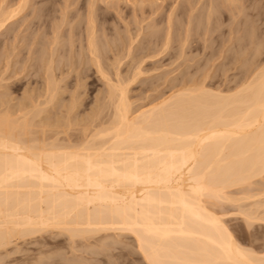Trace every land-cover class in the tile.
Returning a JSON list of instances; mask_svg holds the SVG:
<instances>
[{"label":"bare ground","instance_id":"1","mask_svg":"<svg viewBox=\"0 0 264 264\" xmlns=\"http://www.w3.org/2000/svg\"><path fill=\"white\" fill-rule=\"evenodd\" d=\"M30 1L19 0L16 4H14L16 0H11L8 4L7 2L4 4V1L0 2L2 6L5 5L4 7L7 4V8L14 4L8 9L1 8L0 5V36L7 32L12 33L11 31L15 29L12 25L16 24L14 18L26 9L24 7L28 6ZM62 1L66 0L59 1L60 5L64 3ZM98 1L92 3L91 0H84L86 7L87 3L92 4H89V8L87 7V15L84 13L86 21L84 16H82L84 18L79 16L84 19L83 23H86H84L85 29L80 23L82 20L79 19L75 24L79 30L78 28H73L76 31L69 30L70 26H75L70 24L75 23L76 20L69 23L71 19L66 12V16L70 19L66 21L69 27L66 26L64 20V24L61 23L62 20H59L62 24L59 26L65 25L63 28L66 30L68 27L67 30L70 33L65 31L60 33L59 29L55 31L59 23L57 26L53 23L54 35L51 26L55 20L50 22V12L58 13L57 10L62 9V6L66 9L67 6L55 4L60 8L54 10L58 7L50 5V8H53V11H50L49 6L48 8L46 6L47 10L43 6V4L47 5L50 0L41 1L44 2L43 4L39 1L42 8H45L44 11L38 4L37 8L35 4L36 8L41 10L40 13L37 12L39 15H36L35 20H38L40 14L41 18L45 17L44 14L48 12L50 14L45 20L47 19L51 26L44 18L45 27L47 26L44 27L45 29L43 21V26L38 21L34 26L39 24L41 31L42 28L45 30L44 33L49 31L47 28L50 27L51 33L48 32L47 35L52 34L50 36L53 38H51L52 41L50 39L51 42L48 41V37L46 41H38L43 38L44 33L42 32L43 34L40 33L41 38L37 39L39 47L32 50L37 45L30 48L32 46L30 42H26L28 45L25 44L26 59L30 57L28 52L31 53V50L36 54L33 57L31 53L33 55L31 57L36 61L31 60L32 64H29L32 66L34 63L35 66H33L37 68V71L33 66L34 70H32L43 77L42 84H40L42 79H39L40 83L37 86L40 88L41 85V90L37 91V87L35 90L30 89L37 91L34 95L30 91L31 98L27 95L26 99H30L28 100L30 104L22 101L25 103L20 105V102L18 108H15L17 106L14 103L10 106L8 100L3 97L9 92L1 93L4 94L3 96L0 94V99L2 97L4 99L0 100V264H49L43 258L47 251L44 249L45 243L41 241L37 248L40 255L28 253L24 256H13L12 254L24 250L21 246L24 245L22 243L24 239L27 240L30 236L36 237L45 232L57 233V230H66L65 232L69 233L67 235L72 239L71 244L72 241L73 244L75 242L78 244L77 237L79 242L82 240L84 242L88 239L86 237L96 233L103 235L110 230L130 232L134 236L138 250L151 264H264V253L260 254L261 252L255 251L254 248L246 247L237 241L234 230H231L226 223L224 215L217 213L218 207L224 205L225 202L232 204V202L242 201L241 199H251L247 204L239 203L237 210L243 214L242 217L248 225L256 220L264 221V188L259 187V190L254 191L257 188L252 186L257 176L264 175V0H208L207 2L204 0L202 4H200L201 0H184L183 7L180 6L179 0H172L173 2L170 0L172 3L169 1L167 11H165L166 5L164 6V2L161 3L160 0L159 2L158 0H135L133 3H130V0L129 4H134V7L131 5L133 7L131 8L129 5V9H132L129 14L133 17V21L128 14L129 20L131 19L130 21L137 26L134 24L131 26V22L129 24L127 22L129 26L126 28L125 23H119L124 25L120 26L125 32L122 35L116 34L119 31L117 29H120L119 24L115 26L116 21L114 18L111 20L112 17L109 18V13L106 15L110 20L106 18L108 20L106 24L104 23L106 15L103 11L106 12V9H109V5L108 8L105 7L107 3H110V8H112L111 6L118 7V4L122 6L123 1L121 4L119 3L121 0L118 2L101 0L104 1V8L103 3L101 5ZM34 2L31 3V7ZM71 2L72 0L69 3ZM74 2L76 4V0L71 4L73 5ZM126 2L128 3V0ZM203 3V7L207 5L208 10L204 9L207 12L199 11L198 13L197 10H200L199 6ZM95 5L102 6L103 9L101 8L100 11L102 15H105L104 17L97 15L95 10L98 11L99 8ZM127 5L125 4L126 7ZM162 6L165 8L160 12ZM77 7L75 5L74 8L77 9ZM118 8H115L116 11L119 10ZM31 9H29V14L32 12ZM115 9L112 8L113 11ZM63 10H60L59 14L65 11ZM126 10L123 11L124 13L121 11V17L122 13L125 15L129 11L128 7ZM74 11L77 13L79 10ZM118 12L116 13L119 15ZM203 12L206 16H201L203 17L201 19L200 15ZM55 13H52L55 16L52 15V19L58 18ZM82 13H77L76 16L74 12H70L76 16V19ZM117 14L114 15L117 16ZM126 16L127 14L124 20L117 16V20L126 22L128 21L125 19ZM102 17L103 23L98 19ZM204 17L207 21H203ZM41 18L39 19L42 20ZM147 18L148 23L143 25ZM209 18L211 24L208 23ZM97 19L101 24L97 22ZM110 21L112 24L115 22V25L113 24L115 29L117 27L115 34L111 31L114 29H110L112 27V24L108 23ZM180 22L182 23L179 24ZM204 22L207 24L205 25ZM208 24L211 26L207 28ZM9 25L13 27V30L10 31ZM106 25L111 26L108 29ZM130 26L135 27L132 29ZM199 26L204 28L200 31ZM39 28L34 29V33L40 31ZM152 28L153 30H150ZM98 30L104 35L107 33H104L105 31H111L107 34L111 38L110 36L109 39L106 38L107 35L102 37L103 34L99 35ZM197 30L200 33L203 32L202 36L200 34L201 39L204 35L206 38L207 35H211L210 39H206L210 40L209 45L212 44L210 45L211 53L210 51L208 53L215 62L214 64L217 62L220 66L214 69L217 72L214 71L213 83H210L213 87L207 88L203 79V82L195 83L194 75L191 74L193 82L187 80L190 76L185 79L180 76L182 78H177V81L181 84L180 80H184L181 88L170 92L171 89L174 90L171 86L169 87L170 94L160 92L161 94L154 96L157 91L164 88L163 86L159 89V84L154 86V82L162 83L163 79L167 81L166 77L170 80L168 74L161 72V78L159 74H156L159 76L155 74L154 77L152 76V79L156 77L153 79L154 82H149L151 77L145 80L148 81V85H151L150 87L145 84L144 87H148L147 92L149 88H152V91L158 89L150 94L154 93V97L148 105L147 102L144 103L147 107L140 104L139 107L134 108V102L132 103L128 94L130 85L143 77L147 79L145 73L155 70L158 67V61L162 64L160 61L169 59L172 64V60L175 63L182 60V65L185 64L184 60L189 62L188 58L193 61L197 60V62L200 60L198 59L199 51L204 49L207 41L200 40L204 46L199 45L201 49H195L194 52H197V55L193 52L197 59H194L192 55L187 57L188 53L186 54L187 50L190 54L198 45L196 44ZM30 31L28 32L32 33V30ZM32 34L27 35L26 41L34 38L35 35L29 38ZM8 35H5L6 38L10 37ZM62 36L67 42L63 41ZM60 37H62V43H67V46L61 43L59 47ZM74 38L78 40V43ZM33 42H36L35 39ZM29 49L31 50L27 52ZM58 50L64 60L61 56H57L59 55ZM200 52L203 55V52L207 51ZM204 56L200 57L201 60L208 63L211 59L206 55L209 61L204 60L203 58H206ZM5 58L10 57L5 56ZM126 61L131 62L127 75L122 71L128 67V63L126 67L122 65ZM199 63L196 64L199 65L197 67L204 62ZM81 64H87V67L83 65L85 68L82 69ZM110 64L112 68L109 67ZM150 64L153 65V69ZM79 65L81 66L78 68ZM121 65L125 69L121 68ZM155 65L157 67H154ZM203 66L207 67V64ZM203 66L199 69L203 68L204 71ZM39 70L43 74L38 72ZM89 70L97 72V76L100 75L97 79H101V82L105 81L104 86H102L103 83L100 86L106 89L104 92L98 86L100 92L101 90L103 92L102 96L100 92L98 95L97 88L92 89L98 96L95 94L88 103L86 100L88 107L87 105L85 107L90 109V102L97 103L94 104L95 107L92 104L91 109L93 110L87 116L84 107L86 98L82 97L85 98L82 99L77 91L80 86L79 80L75 83L78 86L73 83L72 86L77 88L68 95L67 100L70 98L68 101L66 100L67 95L63 97V83L65 82V87L69 90L70 84H67L66 78L68 76L70 78L71 74L78 77L80 73H85L86 75L83 74L82 78H79L82 74L77 78L81 81L88 76ZM95 72L91 73L96 75ZM205 72L207 74L208 70ZM73 73L76 74L73 75ZM207 76L204 74L203 78ZM88 77L84 82L82 80L84 85ZM93 78L89 79L95 82ZM188 81L193 84H188ZM0 83L2 84V80ZM162 84L165 85V83ZM170 85L171 83L167 87ZM160 86L162 87L161 84ZM176 86L179 87V85ZM86 90L89 89H85V93H87ZM10 95L7 94L6 97L10 98ZM61 98L65 99L64 103ZM79 98L84 101L82 106L85 108L80 110L86 112L83 116L87 115L83 117L81 112L80 117L79 113H75L72 119V113L81 106L82 101ZM57 101H60L59 107L61 104L60 108L63 109V111L60 110L62 115L56 110L57 107L53 110V105L58 104ZM51 107L60 117L48 111ZM46 112L47 114L43 116ZM49 112L52 114L51 119H55L53 116H58V119L50 120L48 117L51 115L46 117ZM237 185H247L243 196L229 194L228 189ZM216 206L218 209L214 208ZM58 234L61 233L58 232ZM101 235L98 237L106 236V234ZM106 238L102 239L105 241ZM73 239H76L75 242ZM113 240H107V243H116ZM104 241L102 240L106 243ZM83 242L78 246L81 247ZM90 244L85 241L82 249L89 250L90 253L102 251L96 248L92 251ZM73 256L78 257L79 255ZM74 258L66 264H78L79 257ZM81 258L80 263L84 260L83 264H90L89 261L86 262L88 258L83 257V260Z\"/></svg>","mask_w":264,"mask_h":264},{"label":"rangeland","instance_id":"2","mask_svg":"<svg viewBox=\"0 0 264 264\" xmlns=\"http://www.w3.org/2000/svg\"><path fill=\"white\" fill-rule=\"evenodd\" d=\"M4 1V4L7 2V4L8 3H10L11 2V0H3ZM3 1L2 0H0V2H2L3 3ZM17 1H18V3H19V0H16V2L14 3V4H16L17 3ZM36 3H35V2ZM31 0L30 2L31 3H33L34 2V5H33V7H31L30 5H31V3L30 2H28V3H30V4H28V6H25L24 8H26L25 10L24 9H22V10H24L23 12H19L18 13V15L16 16V18H14V19H16V20H14V21H12V22H14V23H16L15 25H12L13 27L15 26V29L13 30V27L11 26V25H9L10 27H11V29H10V31L11 30H13V31H11L12 33H10V32H7L5 35L7 36L8 35V33L10 34V35H8V36H10L9 38H6V36L5 35H3V36H0V75H2L1 76V79L0 80H2V84H4V85H2L1 83V85H0V94L1 93H3V92H5V93H7V92H9V93H7L8 95H10V98H9V96H8V98L6 97L7 96V94H6V96H3L4 94H1L4 98H6V100H8V102H9V104H10V106H12L13 105V103H14V105L15 106H17V107H15V108H18V104L21 102V104L20 105H23V103H27V102H29L28 100H30V99H28V98H31V93H30V91L31 90H35V88L39 85V81L42 79V81H41V83L40 84H42V82H43V77L41 76H39L38 74H37V72L35 73V71H37V68L36 67H34L35 65H34V63H33V68H36V70L35 71H33L34 69L32 68V66H30V64H32L31 63V60H33L34 62L36 61V59L34 58L33 59V57H35L36 56V54H34L33 53V51L32 50H34L36 47H39V42H37V39L40 37L41 38V34H43L44 32H45V28L47 27H45V21L48 19L47 17L49 16V14H50V16H49V18L51 19L50 20V22H52V20H55V22H52V26H51V23L50 22H48V20L46 21V23H49V25L51 26V30H52V33H53V35L55 34V31H58V30H56V29H59V30H61V31H59L60 33L61 32H63V31H65L66 33H70L69 32V30H71V29H73V28H78V26L76 27V25L75 24H77L76 22H78L77 20H79V19H81V18H84L85 19V21H86V15H87V12H88V6H90V5H92L91 3H87V7H86V3L84 2V0L81 2V1H79V0H76V4H75V2H74V4L72 5L71 3L74 1V0H72V2L71 3H69L71 0H66L67 1V3H66V1L64 2V1H62V3L63 4H61V5H66L67 6V9H66V7L64 6H62V9L59 7V6H57V5H55V4H58V5H60V3L61 2H59V1H61V0H56V1H58V2H52L51 0H50V2H47V5L45 4H43L41 1H43V0ZM39 1H40V3H42L43 4V6L46 8V6H47V8H48V6H49V9H51L50 8V5H51V7L53 6V7H58V8H54V10H56V9H59L60 8V10H63V8H65L63 11L64 12H62L61 14H65L66 12H67V16H69V18L71 19V21H70V19L66 16V14L65 15H61V14H59L60 12V10H57L58 11V13H55V11H53L52 9L50 10V11H53L55 14H56V17H58V18H54V19H52L53 17H55L52 13L53 12H50L49 10V12L50 13H46L47 14V16H46V14H44V12L42 11V13L45 15V17L44 16H42L43 18H44V20H45V18H47L45 21H43V18H41L40 16H41V14H40V16L38 17V20H35L37 17H36V15L38 14L39 15V13L41 12V10L39 9H37L38 8V5H39V7L40 8H42V6H41V4L39 3ZM46 1V0H45ZM48 1V0H47ZM54 1V0H53ZM86 1V0H85ZM92 1V3L94 2V1H98V0H91ZM115 2L117 1H119V0H114ZM122 1H123V5L121 6L120 4H118L119 6V8L118 7H116V6H111L113 9H115V8H118L119 10H121L122 9V7H124L125 6V4L127 5V7H128V12L127 13H125V15L127 14V16H126V18L125 19H128V21H120L119 22V20H117V16L119 17L121 14V11L123 12L124 10H126V8L124 7L123 8V10H121V11H119L118 9V11H116V9L113 11L112 10V8H110V3L108 4L107 3V5H106V2H105V7L106 8H108V5H109V9H106V12H104L103 11V13L106 15V13H107V15H108V13H109V18H111V20H113V18H114V20L116 21V25L115 26H117V24H119V23H125L126 24V28H127V26H129L128 24H129V22H131L130 20H129V16H130V18L132 17L129 13H130V11L132 10L131 8H133L134 6V4H129V2H130V0H128V3L126 2L127 0H121V1H119V3H121L122 4ZM124 1H125V4H124ZM133 1L135 2V0H131V2L130 3H133ZM161 1V3H163L164 2V6L166 7H164V6H162L161 8H160V12L161 11H164V8H165V11H167V6H168V4H170L169 3V1L170 0H168V1H166V0H160ZM172 1V0H171ZM170 1V2H171ZM174 1V0H173ZM172 1V2H173ZM183 1V2H182ZM179 0L178 2H181V4H180V6L182 5V3H185V1L184 0ZM202 1H204V0H201V3L200 4H202ZM208 0H206L205 2H207ZM52 2V3H51ZM81 2V3H80ZM83 2H84V4H83ZM88 2V1H87ZM98 2H101V5H102V3L104 2H102L101 0H99ZM158 2H159V0H158ZM168 2V3H167ZM171 2V3H172ZM96 3V2H95ZM94 3V4H95ZM7 4H6V7H4L5 5H3L2 6V4L0 3V5L2 6H0L1 8H7ZM14 4H11L8 8H10L12 5H14ZM35 4L37 5V8H36V6H35ZM70 6H69V5ZM83 4V5H82ZM90 4V5H89ZM93 4V5H94ZM98 4H100V3H98ZM199 4V5H200ZM18 5V4H17ZM60 5V6H61ZM75 5H76V7H77V9H75L74 7H75ZM85 5V6H84ZM101 5H95V7H97L98 6V11L97 10H95L96 12H97V15L98 16H100V15H102L103 13H101V8H102V6ZM129 5H130V7H131V5L133 6V7H131L130 9H129ZM16 6V5H15ZM30 6V7H29ZM34 6H35V8H34ZM74 6V7H73ZM101 6V7H100ZM121 6V7H120ZM184 6H185V4H184ZM201 6H202V8H201ZM204 6V3H203V5H200L199 6V8H200V10L198 9L197 10V12L198 13H200V12H202V11H204V12H207V8H208V6L206 5L205 7H203ZM70 7V8H69ZM72 7V8H71ZM79 7H80V9H79ZM94 7V6H93ZM115 7V8H114ZM182 7H183V5H182ZM181 7V8H182ZM207 7V8H206ZM0 8V9H1ZM7 8V9H8ZM31 8H34L35 10H38V11H36L35 12V10L34 9H31ZM45 8H42L43 10L45 9ZM47 8L45 9V10H47ZM69 8V9H68ZM103 8H104V3H103ZM102 8V9H103ZM29 9H31V11L33 12V10H34V14H35V16H34V14L31 12V14H29L30 13V10ZM183 9V8H182ZM181 9V10H182ZM204 9H207L206 11L204 10ZM21 10V11H22ZM29 10V11H28ZM44 10V11H45ZM67 10V11H66ZM74 10H79L77 13H80V12H83L82 14H79L78 15V19H76V14L77 13H75L76 11H74ZM107 10H112V11H107ZM69 11V12H68ZM100 11V13H98ZM118 12L119 13V15L116 13V12ZM127 11V10H126ZM125 11V12H126ZM200 11V12H199ZM37 12H39V13H37ZM70 12H74V14L76 15H74V14H70ZM112 12V13H111ZM204 12H203V14H201L200 15V18L202 19L203 17H201V16H206V13H205V15H204ZM29 14V15H27V14ZM86 15H85V14ZM110 13L112 14L111 16H110ZM124 13V12H123ZM122 13V17L120 16L119 18H124V14ZM198 13H197V15H198ZM58 14L60 15V16H58ZM117 14V16H115V15ZM128 14H129V16H128ZM131 14H132V12H131ZM195 14H196V12H195ZM25 17H24V16ZM52 15H53V17H52ZM105 15H102L103 17L105 16ZM107 15L104 17V20H105V22L103 21V17H102V19H100V18H98L99 20H100V22H104L105 24H106V22H107V20L109 19L108 17H107ZM114 15V16H113ZM161 15H163V14H161ZM62 16V18H60ZM74 16V17H73ZM81 18H80V17ZM82 16H84V17H82ZM98 16H96V17H98ZM199 16V15H198ZM36 17V18H35ZM63 17H67V18H63ZM128 17V18H127ZM39 18H41L42 20H40ZM74 18V19H73ZM106 18H108L107 20H106ZM205 19H203V21L204 20H206V17H204ZM56 19H58L57 21H56ZM67 19H69V23H71V22H74V21H72V20H76L75 21V23H71L70 25H75V26H70V29L68 28L69 26H68V22H66L67 21ZM84 19H81L82 21L80 22L81 24H82V26H83V28L85 29V24L83 23V21H84ZM98 19H97V22H98ZM121 19V20H122ZM196 19H197V17H196ZM61 21V23H63L64 24V21H65V24H67L66 26H68L67 28L69 29V30H67V28H66V30L68 31H66L65 30V28H63L65 25H63V26H59L61 23H60V21ZM64 20V21H63ZM110 20V19H109ZM124 20V19H123ZM148 18L147 19H145L144 20V23H143V21H142V23H143V25H146V23H148ZM180 21H182L181 19H179ZM210 20V21H209ZM209 22L208 23H210L211 22V19L209 18ZM34 23H33V22ZM36 21V22H35ZM37 21H38V23L40 22L41 23V25L43 26V24H44V26H43V28L41 27V25H40V27L42 28V31H41V29L39 28V24H38V26H34V24L36 25L37 24ZM42 21H43V24H42ZM132 21H133V17H132ZM147 21V22H146ZM150 21V20H149ZM201 21V20H200ZM202 21V22H203ZM207 21V20H206ZM25 22V23H24ZM32 22V23H31ZM100 22H98L99 24H101ZM118 22V23H117ZM127 22H128V24H127ZM134 22L136 23V20L134 19ZM139 21H137V23H138ZM151 22H152V20H151ZM177 22H179V21H177ZM19 23V24H18ZM53 23L54 24H56L55 26H57V24H58V26L57 27H55V31H54V27H53ZM109 24H112V21H110V22H108ZM132 23V24H131ZM130 23V25L132 26L134 23L133 22H131ZM182 22H180L179 24H181ZM206 22H204V24H205ZM13 24V23H12ZM113 24H112V27L110 28V29H114V30H111L112 32H113V34H115L114 33V31L117 29V27H116V29L114 28L115 26H113ZM122 24H119L118 25V28H120V26H124V25H122ZM207 24V23H206ZM205 24V25H206ZM211 24V23H210ZM210 24H208V26H207V28L209 27V26H211ZM29 25H33V26H29ZM62 25V24H61ZM79 25V27H80V24H78ZM135 26H137V24H134ZM139 25V24H138ZM205 25H204V27H205ZM82 26H81V30H82ZM107 26V25H106ZM111 25H108L107 26V28L108 27H110ZM130 26V27H131ZM135 26H133V27H135ZM160 26V25H159ZM159 26H157L158 28H159ZM162 26V25H161ZM201 26V25H200ZM200 26H199V28H200ZM202 26H203V24H202ZM20 27V28H19ZM34 27V28H33ZM35 27H38L39 29H40V31H39V34L35 31V33H34V29L36 30V29H38V28H35ZM59 27V28H58ZM133 27H131L132 29H133ZM204 27H202V28H200V31H201V29H203ZM31 28V29H30ZM33 28V29H32ZM61 28V29H60ZM136 28H138V27H136ZM136 28H134V30H136ZM47 29H49V31L47 30ZM46 30H47V32L46 33H44L43 34V38H41V39H38V41L39 40H47V37H48V41H50V39L52 38V36H50V35H52V34H48L47 35V33L48 32H50L51 33V30H50V27L49 28H47ZM63 29V30H62ZM109 29V28H108ZM124 28H120V29H117V30H119V31H115L116 32V34H124L125 32H124V30H123ZM210 29V28H209ZM30 30H32V33H29V32H31ZM75 29H73V31H74ZM78 30H79V28H78ZM146 30H148V29H146ZM150 30H153V28L152 29H150ZM29 31V32H28ZM44 31V32H43ZM73 31H71V32H73ZM76 31V30H75ZM100 30H98L97 32H99ZM111 31L109 32L108 30L107 31H105L104 33H106L105 35H107V34H110L111 33ZM43 32V33H42ZM64 32V33H65ZM103 32V31H102ZM124 32V33H123ZM145 32V31H144ZM148 32H149V30H148ZM16 33V34H15ZM27 33V34H26ZM41 33V34H40ZM147 33V32H146ZM202 34H203V32H201ZM200 32H199V30H197V39H199V41L201 40L202 42L204 41V42H206L207 40L206 39H210V36L209 35H207V38L205 37L206 35H204V37L201 39V37H200V34H201ZM29 34H32V35H30V37L29 38H31V36H33V35H35L34 36V38L32 37L31 39L34 41V39H35V41L36 42H33L32 40L31 41H26V39H27V35H29ZM98 34V33H97ZM101 34V36H102V34L103 33H101V31H100V33H99V35ZM202 34H201V36H202ZM210 34V33H209ZM39 35V36H38ZM104 34H103V36L102 37H104L105 36ZM19 36V37H18ZM36 36H38L37 38H36ZM49 36H50V38H49ZM110 36V35H109ZM108 35H107V37L106 38H108L109 37ZM195 36V35H194ZM198 36H199V38H198ZM209 36V37H208ZM54 37V36H53ZM64 39H63V41L65 40L66 41V38L64 37V36H62ZM62 37H60L61 39V41L59 40V47H61V43H62ZM74 37H76V36H74ZM196 37V36H195ZM15 38V39H14ZM28 38V39H29ZM44 38H46V39H44ZM109 38H111V36L109 37ZM108 38V39H109ZM205 38V39H204ZM9 39V40H8ZM25 39V40H24ZM53 39V38H52ZM52 39H51V41H52ZM75 39V41H76V38H74ZM196 39V38H195ZM197 39H196V44H198L197 45V47H199V45H201V47H202V45L204 46V43L202 44V42L200 41V44H199V41L197 42ZM192 40V39H191ZM4 41V42H3ZM11 41V42H10ZM12 41H13V43H12ZM25 41V42H24ZM47 41V42H48ZM50 41V42H51ZM78 41V40H77ZM76 41V42H77ZM194 41V40H193ZM210 41V40H209ZM209 41H207V43H205V44H207V45H205L203 48L205 49H201V47H199V48H194V50L189 54V50H187V49H189V48H187L186 50V54H187V57H188V55H189V57L192 55L193 57H194V55L196 54L197 55V52L195 53L194 51H195V49H197V50H200V51H207V52H203L204 54H206V55H208L209 56V53H211V50H210V48L212 49V44H208L209 43ZM211 41H212V38H211ZM15 42V43H14ZM26 42H30V45H32L30 48H32L34 45H37V46H35V47H33V49L31 50V49H29V50H27V52L28 51H30L31 50V53H33V55L30 53V52H28V55H30V57H28L27 59H26V57H27V53L25 52L26 51V49H25V46L26 45H28ZM32 42H33V44H32ZM67 42V41H66ZM192 42V41H191ZM7 43V44H6ZM13 45H12V44ZM35 43V44H34ZM49 43V42H48ZM78 43V42H77ZM212 43V42H211ZM26 44V45H25ZM62 44H65L64 42L62 43ZM67 44V43H66ZM65 44V46H67ZM76 44V43H75ZM15 45V46H14ZM23 45V46H22ZM29 45V46H30ZM48 45V44H47ZM210 47H209V46ZM4 46V47H3ZM70 45H68V47H69ZM233 46V45H232ZM10 47V48H9ZM63 47V46H62ZM67 47V48H68ZM16 50H15V49ZM26 48H28V46L26 47ZM64 48V47H63ZM77 48V47H76ZM14 49V50H13ZM20 51H19V50ZM7 50V51H6ZM13 50V51H12ZM61 50V49H60ZM60 50H58V54L59 55H57V56H61L62 57V55H60ZM191 50V49H190ZM199 51V54H198V59H200V60H198V62H197V60L196 61H193L192 59H189L188 58V60H189V62L188 61H186L185 62V60L183 59V58H181V59H183L184 60V63L185 64H182L181 65V63H183L182 62V60L181 61H179L178 60V62L177 63H175V61L174 60H172V64L170 63L171 61L169 60V59H167V60H169V62L167 61V60H165L166 61V64H165V61L163 60V62L162 61H160L162 64H160L159 63V61H158V63H157V65H158V67L155 65L154 67H157L155 70L153 69V65L151 66V64H150V67L153 69L152 71H148V73L146 74L145 73V77H147V79L146 78H144L143 77V79L141 78V80H139L138 82L137 81H135V82H133L131 85H130V87L131 88H129V95H130V100L132 101V103L134 102V104H133V106H134V108H136V107H139L140 106V104H142V106H144V107H147V105H148V102H150L151 101V98L152 97H154L155 95H158V94H161L162 92L163 93H165V94H170V92H174L175 90H178L179 88H181L180 86L182 85V81L184 82V80H180V82H181V84L177 81V78L179 79L180 78V76H183V78L182 79H185V77L187 78L188 76H190V78H187V80H190V81H192L193 79H195L196 81H194L195 83L197 82V81H200V82H203L202 81V79L204 80V84H206V87L207 88H210V86H212L213 87V85H211L212 83H213V81H212V78H214V71L216 70V69H218L220 66L217 64V62H216V64H214L215 62H213V60L210 58V56L208 57V56H206V58H203L204 60H207V61H209V59H207V57L208 58H210L211 60H212V62H208V63H205L206 61H203V60H201V58L204 56V54L202 55V52H200ZM210 51V52H209ZM2 52V53H1ZM8 52V53H7ZM68 52H69V48H68ZM195 54H194V53ZM209 52V53H208ZM5 53V54H4ZM30 53V54H29ZM9 54H10V56H9ZM13 54V55H12ZM24 54H26V55H24ZM7 56V57H10V58H5V56ZM16 55V56H15ZM14 56V57H13ZM24 58H23V57ZM26 56V57H25ZM31 56H33V57H31ZM75 56H77L78 57V55H75ZM202 56V57H201ZM204 56V57H205ZM19 57V58H18ZM197 57V56H196ZM196 57H194V59L196 58ZM201 57V58H200ZM64 57H62V59H63ZM79 58V57H78ZM78 58H76V60L78 59ZM7 59V60H6ZM21 59V60H20ZM56 59H58L59 60V58H57L56 57ZM61 59V58H60ZM197 59V58H196ZM11 61L10 62V64H9V61ZM64 60V59H63ZM109 60H111V59H109ZM109 60H107L108 62H109ZM187 60V59H186ZM191 60V61H190ZM28 61H30V62H28ZM32 61V62H33ZM111 61H113V59L111 60ZM111 61H110V63H111ZM199 61H200V63H199ZM204 63H203V62ZM7 62V63H6ZM12 62H14V63H12ZM180 62V63H179ZM188 62V63H187ZM199 63V64H201V63H203V64H207V67L206 66H203V64L201 65V66H203V67H205V68H208L207 70H208V76H207V74H206V72L205 71H207L205 68H204V71H203V68L202 69H199L200 67H197V66H199V65H196L197 63ZM30 63V64H29ZM56 63H57V61H56ZM125 63V64H124ZM122 65H125V67H126V64H127V66L128 67H126V69H125V67L123 66L122 67V65H121V68H124L125 70H123L122 69V71L127 75V71H128V69H130L131 68V62H124ZM187 63V64H186ZM222 63V62H221ZM156 64V63H155ZM160 64V65H159ZM7 65V67H5ZM82 65V64H81ZM81 65H79V66H77L78 68L81 66ZM83 65H85V64H83ZM82 65V66H83ZM87 65V64H86ZM85 65V67H87ZM81 66V68L83 69V68H85L84 66L82 67ZM209 66V67H208ZM218 68H217V67ZM30 67V68H29ZM109 67H111L112 68V65L110 64V66ZM130 67V68H129ZM146 67V66H145ZM148 67V66H147ZM7 68H8V70H7ZM22 68V69H21ZM66 68V67H65ZM149 68V67H148ZM216 68V69H215ZM33 69V70H32ZM39 69V68H38ZM67 69V68H66ZM66 69H65V71H66ZM77 69V68H76ZM81 69V70H82ZM215 69V70H214ZM4 70H6V71H4ZM41 70V69H40ZM38 71V72H40L41 73V71ZM78 70H80V69H78ZM92 70V69H91ZM94 70V69H93ZM166 72H165V71ZM2 71H3V73H2ZM15 71H16V73H15ZM23 71V72H22ZM34 73H33V72ZM193 71H195V72H193ZM4 72H5V74H4ZM58 73H59V70L57 71ZM74 72H76L75 70H74ZM78 72H80V71H78ZM93 74H94V72L95 71H91ZM90 72V70H89V73H88V80L89 81H91V79H89V78H93L92 80H94L95 79V82L93 83L92 81V84H90V86H88L89 85V83H91V82H89L88 80V82L86 81V85H84L85 83H83L84 81H85V79H87V77H85V79H81V81H80V79H77L79 76H80V74H82L81 75V77H79V78H82V76H83V74L84 75H86L85 73H80L79 74V76H78V74H77V76L78 77H75V76H72V74H71V76H70V78H69V76H68V78H66L68 81H67V84L69 85H67L66 84V86H68V88H69V90H67V88L65 87V82L63 83L64 85H63V93H64V98H65V96L67 95V97H66V100H67V98L69 97L68 95L69 94H71V93H73V91L75 90V88H77V87H74V86H72L73 85V83H74V85H75V83H78V80H79V83L78 84H80V86H78V84H76L75 86H78V89H77V91H78V93L81 95V98L82 97H85V98H82V99H85V105H84V107L87 105V103L89 102V101H91L93 98H94V96H95V94H96V91H93V90H95L96 88L98 89V86L99 87H101L102 88V90L105 92V87H102V86H104V82L102 81H100L99 80V78H100V75H98L97 76V72H95V74L96 75H93L92 73ZM161 72H163V73H166V74H168L169 75V78H170V80L171 79H173L172 80V82H173V85L175 84V82H176V84H175V86H173L172 85V82L168 79V77H166V76H168V75H166L165 77H166V80L167 81H164L165 79H163L164 77H163V74H162V79H163V81L161 80V79H159V78H161V75H160V73ZM191 72H193V73H191ZM198 72V73H197ZM202 72V73H201ZM215 72H217V71H215ZM19 73V74H18ZM39 73V74H40ZM37 74V75H36ZM41 74H43V73H41ZM76 74V73H75ZM74 73H73V75H75ZM91 74V75H90ZM156 75V74H159V75H156V76H159V78H157L158 80H161L162 81V83H165V85H163L161 82L159 83V82H154V80L153 79H156V77L155 78H153L152 79V76L153 75ZM194 75V77H193V79H191V76L192 75ZM204 74L207 76L206 78H203L204 77ZM15 75V76H14ZM147 75V76H146ZM150 75V76H149ZM90 76H93V77H90ZM202 76V77H201ZM96 77V78H95ZM97 77H99L98 79H97ZM148 77H151L150 78V80H149V82H154V86H157L156 84H159V86H160V84L162 85V87L160 86H158V88L159 89H162L163 88V86H164V88L160 91H157V90H155V91H157V93L156 94H154V96H153V94L152 95H150L153 91H154V89H153V91L150 89H148V92L146 91V89L148 88H145L144 86H150L151 87V85H148L149 83H148V81H145V80H148L149 78ZM154 77V76H153ZM172 77V78H171ZM76 80H75V79ZM180 78V79H181ZM4 79V80H3ZM38 79V80H37ZM40 79V80H39ZM97 79V80H96ZM36 80H37V82H36ZM82 80H83V82H82ZM99 80V81H98ZM103 80V79H102ZM153 80V81H152ZM169 80V81H168ZM186 80V81H187ZM206 80V81H205ZM76 81V82H75ZM97 81V82H96ZM142 81H144V82H142ZM155 81H157V80H155ZM7 84H6V83ZM71 82H72V84H71ZM193 82V81H192ZM192 82H190L191 84H193ZM103 83V84H102ZM171 83V85L170 86H168L167 87V85H169ZM179 83V84H178ZM187 83V82H186ZM185 83V84H186ZM189 83V81H188V84H190ZM194 83V84H195ZM211 83V84H210ZM8 84H10V85H8ZM102 84V86H100ZM146 84V85H145ZM185 84H183V85H185ZM188 84H186V86H189ZM209 84V85H208ZM84 85V86H83ZM176 85H179V87H177ZM74 88H72V87ZM172 86V88L174 89V90H170L169 89V87H171ZM191 86V85H190ZM40 88H41V85L39 86ZM82 87V88H81ZM83 87H85V89H89L88 91L86 90V92L87 93H85L84 91H85V89L83 88ZM10 88V89H9ZM40 88H36L37 89V91H40L41 89ZM91 88V89H90ZM104 88V89H103ZM153 88H155V87H153ZM176 88H178V89H176ZM31 89V90H30ZM40 89V90H39ZM84 89V90H83ZM93 89V90H92ZM143 89H144V91H143ZM4 90H6V91H4ZM26 90V91H25ZM92 90V91H91ZM102 90H101V92H100V90L98 89V95H100L99 94V92L101 93V95L100 96H102L103 95V92H102ZM169 90H170V92H169ZM27 91H29V93L27 94ZM36 91V92H37ZM146 91V92H145ZM149 91H151L150 93H149ZM154 91V92H155ZM26 92V93H25ZM32 93H33V95L34 94H36V92L35 91H31ZM83 92V94H81ZM159 92V93H158ZM161 92V93H160ZM169 92V93H168ZM66 93V94H65ZM27 95L29 96L30 95V97H28L27 99H26V97H27ZM63 95V94H62ZM80 95H79V97H80ZM83 95V96H82ZM97 95V94H96ZM97 95V96H98ZM147 95H150V96H147ZM61 96V95H60ZM71 96V95H70ZM3 97H2V99H0L1 101L2 100H4L3 99ZM62 97V96H61ZM81 98H79L82 102H81V106H82V104H84L83 102V100L81 99ZM97 98V97H96ZM96 98L94 99L95 101H96ZM101 98V100H102V97H100ZM10 99V100H9ZM26 99V100H25ZM62 99V98H61ZM60 99V100H61ZM70 99V98H69ZM68 99V100H69ZM98 99V98H97ZM104 99V98H103ZM65 100V99H64ZM64 100L62 99V102L64 103ZM67 100V101H68ZM86 100H87V103H86ZM22 101H25V102H22ZM98 102H99V100H97ZM103 101V100H102ZM58 102V104H55V105H53L52 107H53V110L54 109H56V107H57V109L56 110H58L59 112H61V111H63V109H61L60 107H61V104H60V107H59V103H60V101H57ZM56 102V103H57ZM66 102V101H65ZM147 102V103H146ZM95 103H97V102H93L92 101V103L90 102L89 104H91V105H89L91 108H93V106H92V104L94 105ZM136 103V104H135ZM144 103H146V104H144ZM27 104H30V102L29 103H27ZM144 104V105H143ZM58 105V106H57ZM96 105V104H95ZM95 105H94V107H95ZM77 107V110H75L76 112H74V113H72V119H73V115L75 114V113H79V116H80V113L82 112L81 110V108H84L83 106L82 107ZM52 107H51V109L50 110H48V111H51V113L53 114V113H56V111H53L52 110ZM58 107H59V109H58ZM87 107H88V105H87ZM13 108H14V106H13ZM79 108V109H78ZM86 108V107H85ZM84 108V109H85ZM89 109V108H86V112H87V114L89 113V114H91L90 112H92V110L93 109ZM81 109V110H80ZM83 109V110H84ZM87 109H89V111L87 110ZM61 110V111H60ZM78 110H80V111H78ZM47 111V112H48ZM57 111V112H58ZM47 112L45 113V114H43V116H45L46 114H47ZM86 112H82L81 114H82V116H83V114L84 113H86ZM50 112H49V114L46 116V117H48V116H50V117H48L50 120H54V121H56L57 119H58V116L56 117V116H53L55 119H51L52 118V114H51ZM59 114H61L62 115V112L61 113H59ZM59 114H55V115H59ZM87 114H85V116L87 115ZM89 114L87 115V116H89ZM75 116H77V115H75ZM75 116H74V118H75ZM78 116V117H79ZM85 116H83V117H85ZM59 117H60V115H59ZM78 117H76V118H78ZM81 117V116H80ZM79 117V118H80ZM49 120V121H50ZM54 121H52V122H54ZM246 186L247 185H237V186H233V187H231V188H229L228 190H229V194L230 195H235V196H238V197H240V196H243L244 195V193L246 192V190H247V188H246ZM252 186H253V188L254 187H256L257 189H255L254 191H257V190H259V187L262 189V187L264 188V175L263 176H257L256 178H255V181H254V183L252 184ZM242 201H240V202H232V204H230L229 202L228 203H226L225 202V204L224 205H220L221 207H218V206H216V207H214V208H216V209H218L219 210V212H218V210H217V213H219V214H222V215H224V219H226L227 221H226V223L229 225V227L231 228V230L233 229L234 230V236L236 237V239H238L237 241H239V242H241V244H243V245H245L246 247H248V246H250L251 248H254V250L255 251H257V252H261L260 254H262V253H264V221H262V220H256V222H253V224L251 223V225H248V224H246V221H245V219L242 217L243 216V214L242 213H239L240 211L239 210H237L238 208H236V207H238L239 206V203H245V204H247L249 201H251V199H241ZM244 201V202H243ZM233 203H234V205H233ZM223 204V203H222ZM237 204V205H236ZM245 204H243V205H245ZM233 205V206H232ZM236 205V206H235ZM218 207V208H217ZM236 209H235V208ZM213 208V209H214ZM235 210V211H234ZM236 210L238 211V212H236ZM214 211H216V210H214ZM55 231V230H54ZM66 230H57V233L56 232H53L52 234H51V232H50V230L48 231V232H50V233H43V234H39V235H37L36 237L35 236H33V237H31L30 236V238H28L27 240L26 239H24V241H22V243H24V245H21V246H23L24 247V250H22V251H20V252H17V253H13L12 255L13 256H24V255H26V254H28V253H33L32 255H40V251L37 249L39 246H40V241L42 242V243H45L44 244V249L47 251L46 252V254H47V257L44 255V254H42V255H44L43 256V258L44 259H46V261H48L49 262V264L51 263V264H66V262H68L69 260H71V259H73L75 256H73V255H79L78 257H79V262H78V264H83V257H85L84 259L86 260V262L87 261H89V263L90 264H151L150 262H148L145 258H144V255L138 250V248H137V244H136V241H135V239H134V236L130 233V232H127V231H118V230H116L115 232L113 231L112 232V230H110L109 232L107 231V232H102V233H104V234H106V236L104 237L103 235H101V234H99V235H101V236H103L102 238H106V243H103L102 242V240L104 241V239H102L101 237V239L98 237L99 235H97V233L94 235H92V236H89V237H91V238H89V237H86V238H88V239H85L84 240V242H83V238L82 237H79V238H81V240L82 241H80L79 242V239H78V237L76 238V239H73L74 240V242H75V240L78 242V244L75 242L74 244H73V241H72V244H71V238H69V235H67V234H69V233H67V232H65ZM58 232L59 233H61V234H58ZM233 232V231H232ZM101 233V232H100ZM112 233V234H111ZM111 236H110V235ZM117 234V235H116ZM97 235V236H96ZM112 237H114L115 239L113 240V238ZM31 239V240H30ZM37 239V240H36ZM101 240V241H100ZM107 240H109V241H111V240H113V241H115L116 243H114V242H110V243H107L108 241ZM120 240V241H119ZM21 241V240H20ZM26 241V242H25ZM85 241L88 243L89 242V244L91 245L90 246V248H91V250L93 251V249H97V250H102V251H97V252H92V253H90V251L88 250V251H86L85 249L83 250L82 248V245H84V243H85ZM104 241V242H105ZM118 241V242H117ZM81 242H83V244L81 245V247L80 246H78L79 245V243H81ZM21 243V244H22ZM99 245H101V246H99ZM20 246V245H19ZM86 247L89 249V247L86 245ZM102 247V248H101ZM130 247H134L133 249H131ZM86 248V249H87ZM95 253V254H94ZM67 256V257H66ZM68 256H70V257H68ZM71 256L73 257V258H71ZM65 257V258H64ZM78 257H75V258H78ZM80 257H82L81 259L83 260L81 263H80ZM48 258V259H47ZM67 258H71V259H67ZM74 258V259H75ZM51 262H50V261ZM45 261V260H44ZM85 262V261H84ZM87 264V263H86Z\"/></svg>","mask_w":264,"mask_h":264}]
</instances>
